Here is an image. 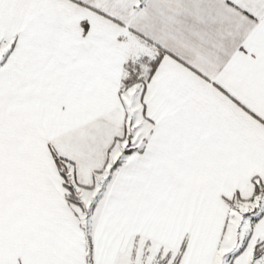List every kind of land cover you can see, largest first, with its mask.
<instances>
[{
	"label": "snow or ice",
	"instance_id": "6c2138e0",
	"mask_svg": "<svg viewBox=\"0 0 264 264\" xmlns=\"http://www.w3.org/2000/svg\"><path fill=\"white\" fill-rule=\"evenodd\" d=\"M0 264H264V0H0Z\"/></svg>",
	"mask_w": 264,
	"mask_h": 264
}]
</instances>
